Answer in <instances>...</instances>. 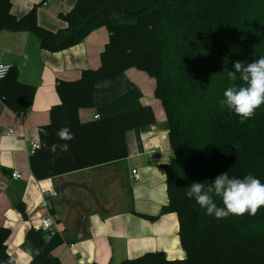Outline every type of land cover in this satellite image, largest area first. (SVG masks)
Listing matches in <instances>:
<instances>
[{"label":"trees","instance_id":"16d2710c","mask_svg":"<svg viewBox=\"0 0 264 264\" xmlns=\"http://www.w3.org/2000/svg\"><path fill=\"white\" fill-rule=\"evenodd\" d=\"M60 19L64 27L51 31L38 24L35 8L16 17L11 0H0V32L29 33L39 49L50 53L79 44L98 28L109 34L97 69L82 70L73 81H55L59 104L49 109V122L37 127L39 148L28 157L33 178L41 181L128 157L126 133L154 124L150 106L88 122L80 121L78 111L93 107L98 82L136 69L155 81L173 153L163 167L167 205L157 216H136L153 222L175 214L184 258L169 260L155 251L120 264H264V206L254 215L215 219L185 196L191 182L207 184L225 171L237 178L251 174L264 183V104L241 122L219 103L226 87L242 83L227 78L233 62L264 56V0H75ZM35 92V86L18 80L14 67L0 80V102L16 115L30 109ZM64 127L71 140L57 135ZM13 208L27 220L23 202ZM47 208L52 213L50 204ZM10 235L0 226V264H14L5 244ZM48 235L27 230L21 250L30 257L28 264H61L52 251L65 238Z\"/></svg>","mask_w":264,"mask_h":264},{"label":"crops","instance_id":"0c3cea01","mask_svg":"<svg viewBox=\"0 0 264 264\" xmlns=\"http://www.w3.org/2000/svg\"><path fill=\"white\" fill-rule=\"evenodd\" d=\"M74 3L11 0V12L21 17L35 8L38 24L56 31L65 25L60 16ZM108 37L105 28H98L79 44L50 53L39 49L29 33L0 32V64L16 68L21 83L36 87L21 120L0 102V226L11 230L5 244L14 264L29 263L21 244L27 230L36 229L46 214L56 219L58 234L65 238L52 251L61 264H120L155 251L169 260L184 258L175 214L153 222L136 216H157L167 205L163 167L173 158L165 114L154 96L155 81L146 73L129 69L113 80L98 82L93 107L78 111L80 121L88 122L95 115L102 118L150 106L155 122L126 133V159L41 181L30 173L28 143L37 140V127L49 122V109L59 104L55 81H73L82 70L97 69ZM7 129L14 135L6 136ZM14 170L20 172V180H12ZM132 170L138 172V182L131 178ZM17 201L25 205L26 221L13 208Z\"/></svg>","mask_w":264,"mask_h":264},{"label":"clouds","instance_id":"9594fccd","mask_svg":"<svg viewBox=\"0 0 264 264\" xmlns=\"http://www.w3.org/2000/svg\"><path fill=\"white\" fill-rule=\"evenodd\" d=\"M7 70V66L0 65V79L4 78ZM226 75L229 81L239 79L242 83L226 87L219 103L240 117L241 122L250 119L255 110L264 104V56L246 64L234 61L233 70H226ZM57 135L65 141L72 139L68 127L60 129ZM55 147L53 145V150ZM60 148L67 151L68 145L62 144ZM185 196L194 200L205 215L215 219L239 216L245 212L254 215L260 206H264V183L251 174L237 178L225 171L207 184L191 182ZM217 197L221 202L219 205Z\"/></svg>","mask_w":264,"mask_h":264},{"label":"built area","instance_id":"2783aa9c","mask_svg":"<svg viewBox=\"0 0 264 264\" xmlns=\"http://www.w3.org/2000/svg\"><path fill=\"white\" fill-rule=\"evenodd\" d=\"M0 65L7 66L4 64H0ZM7 67H8V70H7V73H8L10 67L9 66H7ZM7 73H6V75H7ZM0 80H2V79H0ZM25 114L26 113H20L19 115H16V116L18 117V119L21 120L22 118H24ZM93 119H99L98 115L93 116ZM13 135H14L13 130L7 129L6 136H13ZM20 137H23V136L21 135ZM28 147H29L28 155L30 156V155L34 154V152L39 148L38 141L37 140L29 141ZM155 161L157 162V159H155ZM11 178H12V180H15V181L20 180L21 179L20 172H18L16 170L12 171ZM131 178L133 179L134 182L139 181V174L136 170L131 171ZM36 229L47 232L49 234L48 236H51V235H54L55 233H58L56 219L50 214H46L45 216L40 218V220L38 221V226H36Z\"/></svg>","mask_w":264,"mask_h":264},{"label":"rangeland","instance_id":"374dc122","mask_svg":"<svg viewBox=\"0 0 264 264\" xmlns=\"http://www.w3.org/2000/svg\"><path fill=\"white\" fill-rule=\"evenodd\" d=\"M15 238L13 237V240H14Z\"/></svg>","mask_w":264,"mask_h":264}]
</instances>
